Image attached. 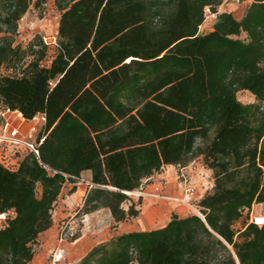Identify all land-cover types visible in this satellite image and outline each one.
<instances>
[{
  "label": "trees",
  "instance_id": "1",
  "mask_svg": "<svg viewBox=\"0 0 264 264\" xmlns=\"http://www.w3.org/2000/svg\"><path fill=\"white\" fill-rule=\"evenodd\" d=\"M42 1L0 0V104L47 117L39 158L0 163V264H33L64 187L83 173L94 187L79 214L108 209L119 224L141 214L124 208L129 193L198 158L214 179L200 215L116 235L79 264H264V225L236 230L246 210L264 207V0L242 19L218 13L224 0H55L50 65L44 38L16 42ZM207 9L217 21L202 34Z\"/></svg>",
  "mask_w": 264,
  "mask_h": 264
},
{
  "label": "rangeland",
  "instance_id": "2",
  "mask_svg": "<svg viewBox=\"0 0 264 264\" xmlns=\"http://www.w3.org/2000/svg\"><path fill=\"white\" fill-rule=\"evenodd\" d=\"M225 3L226 0H224L222 4L224 5L221 9L223 13L231 11V13L234 14L235 18L242 19L245 15L244 13L246 12V10L252 5L253 0H242L240 3L236 1H228L226 4ZM220 8L221 7H219V9ZM206 15V21L203 27L200 29V32L202 34L211 32L214 24L217 21V16L214 15L209 9L206 10ZM59 23L60 12L56 8L55 0H43L39 8L32 6L26 16L19 23V31L18 35L16 36V42L17 44H20L26 48L30 43L34 42L37 37H40L42 39L44 38L45 43L49 46V56L44 61V63L50 65L53 57L56 55L55 51L58 40ZM4 74L6 75L9 73L4 71ZM237 95L239 100L244 104H254L255 102H257L256 97L251 95L247 91H240ZM4 149L9 152L7 160L9 162H13L17 154L16 150L6 146ZM182 175L190 180L191 186L194 189V196L192 198V201H190L188 204H184L181 202L184 199V196L182 194L183 190L181 187V183L183 181ZM88 181L89 180L87 178V174L84 173L75 186L68 183L64 187L62 195L60 196L61 198L59 199L58 204L53 210V218L56 216L55 210L57 208L63 213H72L74 215L77 213V211L79 210H77V205L82 201L83 198L84 203L88 191L90 190V183ZM213 183L214 182L212 177L207 174V169L204 167L203 161L198 158L194 160V162L191 163V165L187 168H166L159 174V176L155 175L153 176V178L145 180L141 189L134 193L128 194L130 195L131 200H129L128 203L124 205V208L128 209V206L131 204V202H134L136 205H138L137 208L139 209L143 204V200L145 197L149 198L150 196L155 195L160 196L164 191V188L167 186V184H169L171 190L169 192V195H166L165 197H177L180 200L170 201L172 205L181 208L183 210V214H187L188 216H191L193 214L200 215L201 209L199 208V202L208 194V191L211 190ZM152 184L156 185L159 190H157V188H147ZM74 187H76L77 191L79 190V193L77 194L76 200H73L72 198L70 200V192ZM86 188L88 189V191H86ZM10 215L13 216L12 214ZM83 216L84 214L80 213L73 219V216L71 215L65 218L64 221L60 222L59 224L60 228L58 237L62 229H65L67 233V241L62 244L63 249L65 250L66 262L62 264H75L77 260H79L85 253V248H82V244L85 241L89 240L91 241V244L97 242L103 243L111 240L115 236V227L113 225H110V220L108 217L104 215L96 217V225H93V221L91 220L87 222H85V219L82 220ZM8 217L9 215L7 214L5 218H2L0 216V228L6 225ZM72 219L75 223H72ZM263 219V205H254L251 211H245L243 218L236 225V230L242 231L244 225L248 222L261 224ZM50 241L52 249L58 247V240L56 237L51 238ZM79 241L80 243L78 246L73 245ZM36 246L39 247L38 245ZM54 250L55 249H53V251Z\"/></svg>",
  "mask_w": 264,
  "mask_h": 264
},
{
  "label": "crops",
  "instance_id": "3",
  "mask_svg": "<svg viewBox=\"0 0 264 264\" xmlns=\"http://www.w3.org/2000/svg\"><path fill=\"white\" fill-rule=\"evenodd\" d=\"M223 6L224 5L220 6L221 8L219 9V14L223 13V11L221 10L223 8ZM226 13L232 14L231 11H228ZM232 15H234V14H232ZM166 168L167 169H170V168L175 169V168H177V166H175V167L174 166H167L164 169H166ZM85 173L87 174V178L89 180L88 182L92 183L91 173L90 172H85ZM159 174H157V175L159 176ZM207 174H209L212 177L213 172L208 169ZM212 179H213V177H212ZM213 182H214V179H213ZM213 186H214V183L212 184V188H213ZM147 188H157V186L152 184V185H149ZM212 188H211V190H212ZM157 190H159V189L157 188ZM170 190H171V187L169 186V184H167V186L164 188V191L162 192L161 195H163V196L169 195ZM86 191H88L87 188H86ZM78 193H79V190L75 194H72L70 196V200H71V198L73 200H76ZM159 197L160 196H156V195L150 196L149 198L145 197L143 200V204L139 208V210L141 211L140 216L137 218L130 219L124 223H119V224L116 223L112 213L108 209H100V210L96 211V213L84 215L82 217V220L85 219V222L91 220V221H93V225H96V217H100L101 215H104V216L109 218L110 225L111 226L113 225L115 227V231H116L115 236H116V235L126 234V233H129L132 231L145 232V231L158 230V229L165 227L171 221L172 217L175 215L176 216L178 215L180 217H187L188 216L187 214H183V210L181 208H179L178 206H176V207L173 206L169 199H166L163 197L159 198ZM83 200H84V198L77 205V210L78 209L79 210L77 211V213L75 215L72 213H63L58 208L55 210L57 218H56V216L54 217V224H53L52 228H50L48 230V232L42 234L37 241V243H38L37 245L39 247H36L37 253L33 259V264H51L49 257H50L51 252L55 248L52 249V245H51L50 240H51V238H54V237H56L58 240L60 222L64 221V219L67 218L68 216L72 215L73 219L78 216L79 211L84 204ZM73 219H72V223H75V222H73ZM99 243H101V242L91 244V241H89V240L85 241L82 244V248H85V253L81 256V258L79 260H77V262L75 264H79V262H81V259L87 253H89L93 248H95ZM57 245H58V243H57Z\"/></svg>",
  "mask_w": 264,
  "mask_h": 264
},
{
  "label": "built area",
  "instance_id": "4",
  "mask_svg": "<svg viewBox=\"0 0 264 264\" xmlns=\"http://www.w3.org/2000/svg\"><path fill=\"white\" fill-rule=\"evenodd\" d=\"M228 1H236L240 3L242 0H226V2ZM46 122L47 117L44 115H39L34 120L28 121L18 111L10 110L0 104V163L10 169H14V167H17L20 157L23 154L33 153L39 158L40 149L38 148V135ZM5 146L16 150L17 154L13 162L10 161L11 163L7 160L9 152L4 149ZM182 178L183 181L181 183V187L183 190L182 194L184 199L181 202L188 204L190 201H192L194 189L192 188L191 182L188 180V178H186L184 175H182ZM89 186L90 189L94 187L92 183H90ZM160 197L170 199L169 197H165L163 195H160ZM252 223L257 224L255 222ZM257 225L263 226L264 219L262 220L261 224ZM66 241L67 233L65 229H62L58 237V247L55 248V250L51 252L50 255L51 264H62L66 262L65 250L63 249L62 245Z\"/></svg>",
  "mask_w": 264,
  "mask_h": 264
},
{
  "label": "bare ground",
  "instance_id": "5",
  "mask_svg": "<svg viewBox=\"0 0 264 264\" xmlns=\"http://www.w3.org/2000/svg\"><path fill=\"white\" fill-rule=\"evenodd\" d=\"M203 27V26H202ZM201 27V28H202ZM129 193V192H128ZM129 194H131V193H129ZM170 201H176V200H179L177 197H174V198H170L169 199ZM2 218H5L6 217V215L5 214H1L0 215ZM79 243H80V241L79 242H77V243H75V244H73V245H75V246H78L79 245Z\"/></svg>",
  "mask_w": 264,
  "mask_h": 264
}]
</instances>
